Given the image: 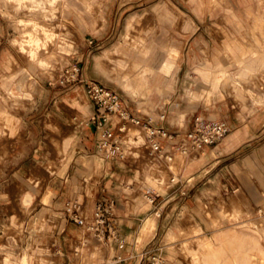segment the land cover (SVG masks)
Listing matches in <instances>:
<instances>
[{"label": "rangeland", "instance_id": "rangeland-1", "mask_svg": "<svg viewBox=\"0 0 264 264\" xmlns=\"http://www.w3.org/2000/svg\"><path fill=\"white\" fill-rule=\"evenodd\" d=\"M6 1L0 0V108L12 115L15 130L11 133L3 128L0 135V264L7 259L19 264L23 254L28 256V264H41V259L46 260L44 264H123L115 262L121 255L135 256L126 264H151L153 257L158 259L155 264H193L189 249H198L201 238L208 237L217 246L216 235L227 228L239 230L244 222L264 228V189L260 199L251 202L239 183L245 184L250 172L229 165L232 158L219 163L206 158L207 148L219 144L231 130L215 145L188 155L176 154L171 163H164L150 152L141 128L131 126L119 133L113 125L126 156L122 160L109 159L97 149L101 129L92 124L94 107L83 86L62 82L75 66L83 79L96 81L122 96L135 116L149 117L179 135H184L196 118L232 121L247 129L239 150H258L264 157V102L249 112L251 102L247 100V107H243L232 94V85L264 93V80L233 79L238 65L226 49L227 35L233 36L236 28L232 12L250 25L244 15V0H91L103 17L95 27L89 24L95 20L93 12L90 21L85 18V26L73 13L61 9L60 0L55 2L53 17L47 13L48 17L44 16L38 9H14L13 2ZM251 3L255 12H262L264 1ZM19 19L50 27L36 24L41 34L53 38L48 36V42L35 40L32 45L28 42L32 56L20 49L23 31L29 33L31 26L24 29ZM130 21L134 26L130 37L140 36L151 42L157 58L178 50L172 57L178 65L175 90L164 96L153 93L150 113L143 112L136 99L109 81L96 66V57L116 46L132 51L129 41H125ZM219 60L232 77L219 87L222 96L212 103L202 99L189 103L188 90L200 84L195 68L205 63L214 67ZM3 83L9 91L2 88ZM19 83L25 86L21 93ZM3 97L9 98L8 103ZM76 99L84 110L72 104ZM176 111L182 119L177 120ZM113 122L116 124L114 118ZM133 133L141 135L143 141H130ZM65 137L74 138L66 152L62 148ZM95 158L100 160V168L87 170ZM67 161L65 171L60 173ZM225 165L226 189L222 193L211 179ZM153 167L166 172L162 192L147 185ZM117 191L120 194L116 200L125 209L124 214H141L139 229L147 217L159 213L155 230L142 240L138 233L136 245L131 248L118 249L114 243L97 241L73 220L75 215L90 217L96 202L115 200ZM47 192L50 197L45 203L42 197ZM27 194L31 195L29 204L24 203ZM137 197L149 206L137 209ZM190 224L199 231L191 232ZM170 229L176 233L173 240L166 237ZM154 236L165 246L143 257L144 244ZM259 240L264 249V240ZM95 251L99 256L93 261L90 256Z\"/></svg>", "mask_w": 264, "mask_h": 264}, {"label": "crops", "instance_id": "crops-1", "mask_svg": "<svg viewBox=\"0 0 264 264\" xmlns=\"http://www.w3.org/2000/svg\"><path fill=\"white\" fill-rule=\"evenodd\" d=\"M6 1V0H5ZM25 0H10L13 2L14 9H21L20 4ZM91 0H60L61 9L68 13H73L77 20L83 25H87L85 18H89L93 12L95 20L89 24L92 27L96 26L97 20H102V13L100 10L94 8V2ZM264 0H258L260 4ZM245 10L244 15L247 22L250 25H246V22L241 19L237 14L232 12L231 16L236 24L235 33L233 36L227 35L226 49L232 53V58L238 65V73L233 79L249 80L252 78H262L264 80V8L262 12L257 13L253 10L251 0H244ZM23 19H19L21 23ZM127 31L125 34V41H129L132 51L125 50L121 46H116L113 50L106 51L103 56L96 57V66L104 74V76L111 82L118 85L126 94L131 98L137 100L139 108L146 113H150L154 108L150 96L156 93L160 96L168 95L175 90L176 73L178 65L174 62L172 57L178 54L177 49L170 50L167 56L163 58H157L154 55L152 49L153 44L147 42L146 39L140 36L130 37V31L134 29L133 23L130 21L127 25ZM126 44H128L126 42ZM41 66L44 63H40L38 60H32ZM156 63V64H155ZM49 61L46 59V64ZM198 73L199 85L198 88L189 89L187 97L189 103L198 102L201 99L204 103H212L216 97H221L219 87L225 86L226 81L232 79L227 73L225 65L219 60L214 67L203 64L201 67L195 68ZM233 86V96L242 101L243 107H247L246 101L249 100L252 104L248 110L249 112L254 110L256 105H260L264 102V93H255L248 87H236ZM25 86L22 83L18 85V91L23 90ZM4 90H8L5 83L2 84ZM5 103H8V97H3ZM73 105H76L80 110H84L85 106L79 101L74 100ZM177 120L182 119V114L176 111ZM13 117L7 109L0 108V135L2 129L7 128L9 131L14 132L15 128L12 123ZM229 131L228 136L223 139L219 144L211 148H207L205 155L209 161L218 160L219 162H225L227 158H232V162L229 165L236 166L235 169L244 170L250 172V177L244 181L245 184L239 182L240 185L246 189V195L248 199L252 201H258L262 189H264V157L260 151H242L239 150L245 141L247 134L246 127L235 126L230 121H226ZM130 140V139H129ZM137 142H142L143 138L138 135ZM134 141V140H130ZM74 144L73 137H65L62 142V148L66 152L70 146ZM71 158V155H69ZM204 158V156H203ZM179 159H177V162ZM67 161L60 173H63L68 165ZM234 164V165H233ZM101 162L97 158L93 159L88 165L87 170L94 168H100ZM176 164L172 167L174 168ZM226 165L221 168L218 173L212 177L213 184L219 185L218 190L224 193L226 189V172L224 171ZM166 172L164 169L153 167L150 171V175L147 177V185L156 189L157 192H162L163 185L166 181ZM238 186L236 182L234 184ZM103 191L105 189H102ZM120 192H116V198L118 199ZM50 197V192H47L42 197L43 202H47ZM153 200H155L153 198ZM149 200V203L153 202ZM31 202V195L24 196V203L29 204ZM117 212L115 213L116 228L119 233V239L123 241V248L132 247L136 245L137 235L138 239H143L148 234L152 233L157 225L156 216L159 214L155 212L153 215L147 217L140 229L138 228V221L141 214H124V208L121 203H117ZM134 206L143 210L146 209L149 204L143 201L141 198H136ZM237 211L234 213L236 214ZM190 231L195 233L199 231V228L190 224ZM140 230V231H139ZM160 230L158 225L157 233ZM157 233L155 236H157ZM155 236L144 244L143 257L152 252L153 249L164 247L165 244L160 243V240ZM168 240H173L176 237V233L173 230H169L166 234ZM264 240V228L256 223H242L240 229L227 228L225 231H221L216 235L218 245H214L213 241L208 238H201L198 241V249H189V253L192 258L193 264H264V249L260 245V240ZM162 242V241H161ZM122 248V249H123ZM99 252L95 251L91 254L90 258L94 261L98 258ZM131 257H124L121 255V262L127 263ZM46 260L41 259V264H44ZM120 262V263H121ZM28 256L23 254L19 259V264H28ZM4 264H14L8 259Z\"/></svg>", "mask_w": 264, "mask_h": 264}, {"label": "built area", "instance_id": "built-area-1", "mask_svg": "<svg viewBox=\"0 0 264 264\" xmlns=\"http://www.w3.org/2000/svg\"><path fill=\"white\" fill-rule=\"evenodd\" d=\"M66 74L62 82L82 85L85 95L94 107L92 124L101 129L97 139V149L106 158L122 160L126 156L124 144L115 136L113 125L117 126L119 133L125 132L131 126L141 128L145 133V142L150 152L157 160L164 163H171L176 154L188 155L191 151L215 145L229 133L225 121L196 118L191 128L184 135H179L168 131L162 124L154 123L149 117L135 116L122 96L96 81L83 79L79 76L77 67H72ZM115 204L114 199L98 201L94 204L90 217L75 215L73 220L85 227L87 233L97 241L114 243L118 249H122L124 243L119 239L114 218ZM152 259L151 264L158 261L156 257ZM115 262L120 263L121 257H116Z\"/></svg>", "mask_w": 264, "mask_h": 264}, {"label": "bare ground", "instance_id": "bare-ground-1", "mask_svg": "<svg viewBox=\"0 0 264 264\" xmlns=\"http://www.w3.org/2000/svg\"><path fill=\"white\" fill-rule=\"evenodd\" d=\"M55 2H57V0H25L23 1L20 6H21V9H28L29 11H36L37 9L38 10H41L45 13L44 16L48 17L47 14L51 15V17H53L54 15V11H55ZM47 13V14H46ZM22 22L20 24H23L24 26V29H26L27 27H29V33H26V31L24 30L23 31V35L19 41V44H20V49L25 52L26 54H32L33 51L31 50L32 47V43L33 41L35 40H46L48 42L49 39L53 38L51 37V35H47L44 36L43 34H41V30L38 29L37 25H42L41 27H45V28H50L44 24H39V23H35L31 20H21ZM36 25V26H35ZM48 36H49V39H48ZM28 42L31 44H28ZM46 42V44H47ZM31 47V48H30ZM31 50V51H30ZM39 52V51H37ZM28 55V56H30ZM32 56V55H31ZM138 138V135L136 134H130L129 135V139L130 140H136Z\"/></svg>", "mask_w": 264, "mask_h": 264}]
</instances>
